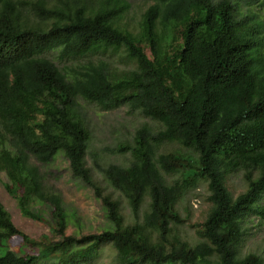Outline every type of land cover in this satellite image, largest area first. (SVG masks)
<instances>
[{"label":"trees","instance_id":"trees-1","mask_svg":"<svg viewBox=\"0 0 264 264\" xmlns=\"http://www.w3.org/2000/svg\"><path fill=\"white\" fill-rule=\"evenodd\" d=\"M25 3L0 0V182L48 233L35 253H15L9 239L27 236L0 201V264H88L103 243L115 264H264L240 252L245 217L264 220V17L240 13L237 0H152L133 25L127 0ZM79 98L157 124L116 146L127 163L92 157L96 173ZM58 155L100 199L106 227L66 232L75 216L39 167ZM235 171L246 185L233 195ZM200 181L209 207L191 243L176 229L186 221L177 203Z\"/></svg>","mask_w":264,"mask_h":264},{"label":"rangeland","instance_id":"rangeland-1","mask_svg":"<svg viewBox=\"0 0 264 264\" xmlns=\"http://www.w3.org/2000/svg\"><path fill=\"white\" fill-rule=\"evenodd\" d=\"M21 1L24 3L29 2V0ZM127 1L130 7L124 20L133 25L140 18L141 12L152 2V0ZM237 2L240 13L257 12L264 17V8L260 7L258 2H251V0H237ZM111 58L117 65L123 66L124 62L121 59L115 56ZM54 60L58 64H61L56 58ZM79 104H81L80 112L90 131L86 159L87 163L92 167V157H95L101 163H127L129 154L127 152H117L115 150L116 146L131 141L135 128L142 122L146 121L151 124H157L156 121L142 115L137 110L130 111L126 105L102 109L94 103L80 98ZM168 148L169 146L163 147V149ZM39 167L44 183L61 196L65 210L75 216V218L70 217L66 227L67 233L79 231L83 233L94 232L107 226V218L100 199L95 196L91 187L72 175L65 158L58 155L48 163H39ZM93 170L97 171L94 167ZM245 185L246 183L241 171L229 174L227 186L233 195L243 190ZM112 192L113 196L117 197L120 201L121 211L125 220L131 221L132 215L127 202L116 191ZM208 193L206 183L200 181L195 187L190 188L177 203V209L180 215L186 218V221L176 225V229L183 238L191 243L197 240L194 227L191 223L199 222L205 217L209 207ZM0 201L11 214L16 227L27 236V238H22L20 235H14L8 241L9 248L20 255L35 253L39 243L44 240L43 235L48 233L46 223L36 218L23 216L15 198L6 191L1 182ZM260 203H264V195L261 197ZM38 209L42 216L50 218L52 208L49 203H41ZM243 227L244 235L240 245V252L254 251L264 257V220H260L257 216L249 214L243 220ZM114 254L115 250L110 243H103L98 253L88 264H115Z\"/></svg>","mask_w":264,"mask_h":264}]
</instances>
